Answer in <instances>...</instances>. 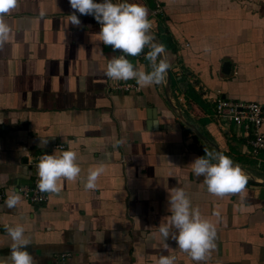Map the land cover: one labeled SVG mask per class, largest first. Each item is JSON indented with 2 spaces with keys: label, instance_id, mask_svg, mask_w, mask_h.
<instances>
[{
  "label": "crops",
  "instance_id": "crops-1",
  "mask_svg": "<svg viewBox=\"0 0 264 264\" xmlns=\"http://www.w3.org/2000/svg\"><path fill=\"white\" fill-rule=\"evenodd\" d=\"M127 2L149 9L151 33L171 63L172 99L165 81L140 87L106 77L109 59L119 55L102 44L93 16H80L79 28L71 25L69 0H18L8 14L12 33L0 49V255H8L12 243L5 228L22 224L38 264H157L161 254L176 257L175 264H264V185L248 181L243 194H210L191 164L205 149H217L188 131L171 104L222 154L264 179V152L250 155L240 129L230 123L219 128L213 105L202 98L206 91L264 107V0ZM145 56L127 58L151 71ZM175 68L185 71L184 85ZM122 82L137 90L116 89ZM176 91L184 93L186 107ZM40 139L49 143L40 146ZM118 139L125 143L113 147ZM69 141L82 169L77 180H64L61 192L48 193L43 204L19 192V205L8 208V196L38 176V163L30 167L28 157L59 154ZM100 164L105 171L97 188L86 190L89 168ZM174 187H183L214 223L212 213L221 212L216 247L204 261L159 233Z\"/></svg>",
  "mask_w": 264,
  "mask_h": 264
},
{
  "label": "clouds",
  "instance_id": "clouds-1",
  "mask_svg": "<svg viewBox=\"0 0 264 264\" xmlns=\"http://www.w3.org/2000/svg\"><path fill=\"white\" fill-rule=\"evenodd\" d=\"M73 10L69 15L72 26L79 28L82 24L80 16H93L100 24L101 30L97 34L105 46H111L113 52L122 53L112 56L108 63L105 76L112 80H135L140 87L159 85L166 79L171 63L165 53V46L155 40L151 33L153 22L149 19V9L142 4L113 2V0H69ZM18 6V0H0V49L9 40L12 26L7 16ZM79 13V15H77ZM41 17L45 15L42 11ZM148 47L145 59L151 62V71H145L127 57H136ZM205 51H210L206 48ZM4 118L0 115V123ZM48 139H40V146L45 147ZM69 149L59 154H44L38 163L39 181L38 189L44 193L59 194L62 190V182L75 181L82 171L78 162V153ZM125 143L118 139L113 147H120ZM205 155L197 157L191 164L197 177H203V184L207 185V191L223 198L226 195L243 194L250 176L238 163L222 153L204 150ZM103 164L89 168L87 180L84 185L86 190L97 188V181L104 173ZM21 202L19 191L13 192L6 200L8 208H15ZM170 215L163 217L158 228L159 233L167 241L176 242L180 250L186 252L196 261H204L210 257L215 249L217 237V224L221 219L219 209L212 215L216 217L214 223L211 219L202 215L198 207H193L189 195L183 187H174L169 191L167 198ZM239 210L245 211L243 201ZM5 231L11 238L10 253L0 255V264H38L32 253L28 250L29 240L25 236V227L22 224L7 226ZM168 245H165L167 248ZM176 257L163 255L159 257L157 264H175Z\"/></svg>",
  "mask_w": 264,
  "mask_h": 264
},
{
  "label": "built area",
  "instance_id": "built-area-1",
  "mask_svg": "<svg viewBox=\"0 0 264 264\" xmlns=\"http://www.w3.org/2000/svg\"><path fill=\"white\" fill-rule=\"evenodd\" d=\"M96 2H102V0H96ZM160 12V5L157 3L153 13ZM96 25L99 29L101 26L96 21ZM146 47L144 51H149ZM147 52H143L147 54ZM118 55H121L117 51ZM177 76L180 74V70L175 68ZM115 88L122 91H134L137 90V85L130 82H122L115 84ZM178 101L183 107H186V98L184 93L176 91ZM204 99L210 101L213 105V117L219 128L224 129L226 123L233 124L240 130L237 135L240 134L246 137L250 147L248 153L252 156H257L260 152H264V132L261 130V126L264 124V107L262 104L252 101H234L230 98L222 96H212L208 92L204 91ZM57 148H63V145H57ZM47 153H41L28 157V164L34 165L40 162V158ZM39 176H34L29 184H23L19 187V192L22 197L33 204H43L48 199V193L41 192L38 187ZM4 197V192L0 191V200ZM66 255H60L59 259H63Z\"/></svg>",
  "mask_w": 264,
  "mask_h": 264
},
{
  "label": "water",
  "instance_id": "water-1",
  "mask_svg": "<svg viewBox=\"0 0 264 264\" xmlns=\"http://www.w3.org/2000/svg\"><path fill=\"white\" fill-rule=\"evenodd\" d=\"M116 2H121V0H116ZM165 91L168 94V96L172 99V94H171V89H170V72L168 70L167 76H166V80H165ZM173 108H175L178 112H179V116L182 119V121L190 128L191 131L194 132V134L196 135V138L199 140H203L211 145H213L216 149L218 153H221V151L216 147V145L214 143H212L208 138H206L204 136V134L198 129V127L192 123L189 122L188 120L185 119L184 115L182 114L181 110L179 108H177L174 103H171ZM27 162V161H25ZM30 167H32L31 165H29ZM244 170V169H243ZM245 171V170H244ZM249 176L250 179L249 181L253 182V183H260L262 185H264V179L262 180H258L255 177H252V175L250 173H248L247 171H245ZM264 192V189L261 191V193Z\"/></svg>",
  "mask_w": 264,
  "mask_h": 264
},
{
  "label": "trees",
  "instance_id": "trees-1",
  "mask_svg": "<svg viewBox=\"0 0 264 264\" xmlns=\"http://www.w3.org/2000/svg\"><path fill=\"white\" fill-rule=\"evenodd\" d=\"M165 40H166V44L168 45L170 51L173 52V53H175L176 52L175 51V46L172 43V41L168 37L165 38ZM177 81H178V83L180 85H184L188 81V79L185 78V71L184 70L180 71V74L178 76V80ZM170 85H172L171 78H170ZM187 130L190 131V128L187 127Z\"/></svg>",
  "mask_w": 264,
  "mask_h": 264
}]
</instances>
